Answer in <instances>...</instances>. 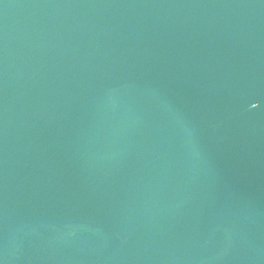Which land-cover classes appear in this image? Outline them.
<instances>
[{
	"label": "water",
	"instance_id": "obj_1",
	"mask_svg": "<svg viewBox=\"0 0 264 264\" xmlns=\"http://www.w3.org/2000/svg\"><path fill=\"white\" fill-rule=\"evenodd\" d=\"M0 264H264V0H0Z\"/></svg>",
	"mask_w": 264,
	"mask_h": 264
}]
</instances>
